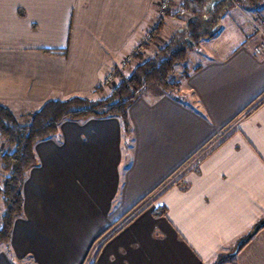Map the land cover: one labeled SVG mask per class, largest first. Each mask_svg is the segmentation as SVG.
<instances>
[{"label": "crops", "instance_id": "crops-1", "mask_svg": "<svg viewBox=\"0 0 264 264\" xmlns=\"http://www.w3.org/2000/svg\"><path fill=\"white\" fill-rule=\"evenodd\" d=\"M160 14L159 0H0V103L24 121L48 99L107 96ZM189 16L169 11L144 57ZM262 16L226 7L176 66L178 91L152 83L130 105L129 135L117 117L67 119L38 142L0 264H88L100 245L96 264H264V228L233 257L264 218Z\"/></svg>", "mask_w": 264, "mask_h": 264}, {"label": "trees", "instance_id": "trees-1", "mask_svg": "<svg viewBox=\"0 0 264 264\" xmlns=\"http://www.w3.org/2000/svg\"><path fill=\"white\" fill-rule=\"evenodd\" d=\"M262 4L264 0H226L216 5L210 13L206 10V0H180V10L173 15H179V12L190 13L186 26L161 44L152 57L139 62L128 75L119 74L120 78L109 95L97 99L82 95L48 99L27 121H22L9 107L0 103V208L3 209L0 218V245L10 241L14 223L24 212V185L29 171L37 164L35 147L38 142L55 134L67 119L79 121L117 117L124 133L129 135L130 105L152 83L158 84L166 92L178 91L180 84L172 77L176 66L184 62L189 51L203 39L217 35V25L226 7L239 5L257 9ZM163 25L164 19H161L154 35L160 32ZM133 55L139 57V51H135ZM166 213V206H156V215ZM263 228L264 226L260 230ZM249 241L243 242L233 257ZM101 246L92 251L88 264H96ZM221 259L220 257L218 264L235 262L230 258Z\"/></svg>", "mask_w": 264, "mask_h": 264}, {"label": "rangeland", "instance_id": "rangeland-1", "mask_svg": "<svg viewBox=\"0 0 264 264\" xmlns=\"http://www.w3.org/2000/svg\"><path fill=\"white\" fill-rule=\"evenodd\" d=\"M179 2H180L179 0H171L169 7L167 8V10L165 11L164 14H162L163 10H161V8H160L161 14H160V17L158 19V22L154 25V27L150 31L147 32L141 46L136 50L137 52L139 51L140 56L138 57V56H135L132 54L123 62L122 66H120V68L119 67L114 68L112 73L108 76V79H107L108 85L113 87L114 84H116V82H118V80L120 78L119 74L128 75L139 62L146 59V57H144V55H145L144 52L146 51V48H148L149 43L152 44L155 41V39L158 37V35L160 34V32H159L157 35H154V31L156 30L157 26L159 25L160 20L164 19L167 16L168 11H171V13L174 14L175 12H173V11L180 10V5H178ZM159 7H160V5H159ZM179 13H180L179 15H182L183 17L189 16L188 14H190L188 12H179ZM176 16H178V15H176ZM262 18H264V17L262 16ZM258 26H260L262 29L264 27V23H262L261 19H260V23ZM147 52L150 53V50H147ZM106 91H107V89H106ZM111 91H112V89H111ZM111 91L108 93V95L111 93ZM100 92L104 93L103 91H100ZM82 96H84V95H82ZM87 97L92 98L91 96H87ZM94 99H97V98H94ZM20 119H24V118H20ZM25 121H27L26 118H25ZM151 200H147V201H149L152 204ZM136 208H138V207H136ZM2 211H3V209L0 208V218H1ZM220 256H222V255H220ZM220 256H219V258H220ZM219 258H217L216 261H219Z\"/></svg>", "mask_w": 264, "mask_h": 264}, {"label": "built area", "instance_id": "built-area-1", "mask_svg": "<svg viewBox=\"0 0 264 264\" xmlns=\"http://www.w3.org/2000/svg\"><path fill=\"white\" fill-rule=\"evenodd\" d=\"M170 2L171 0H159L160 8L161 10H163L162 14L165 13V11L170 5ZM260 19L262 23H264V18H260ZM257 28L260 29L261 32H263V29L260 26H258ZM256 51L258 54H261V55L264 54V41L256 47Z\"/></svg>", "mask_w": 264, "mask_h": 264}, {"label": "water", "instance_id": "water-1", "mask_svg": "<svg viewBox=\"0 0 264 264\" xmlns=\"http://www.w3.org/2000/svg\"><path fill=\"white\" fill-rule=\"evenodd\" d=\"M264 226V218H262L261 220H259L254 227L252 228L251 232L243 237L242 239H240V241L238 242V245L236 247V250L234 251V253L237 252V249L239 248V246L243 243V242H247L249 241L259 230L260 228H262Z\"/></svg>", "mask_w": 264, "mask_h": 264}]
</instances>
